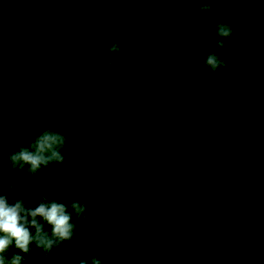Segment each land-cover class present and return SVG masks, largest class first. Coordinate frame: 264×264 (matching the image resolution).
<instances>
[{"label":"trees","instance_id":"16d2710c","mask_svg":"<svg viewBox=\"0 0 264 264\" xmlns=\"http://www.w3.org/2000/svg\"><path fill=\"white\" fill-rule=\"evenodd\" d=\"M0 264H264V0H68L0 66Z\"/></svg>","mask_w":264,"mask_h":264},{"label":"water","instance_id":"95a60500","mask_svg":"<svg viewBox=\"0 0 264 264\" xmlns=\"http://www.w3.org/2000/svg\"><path fill=\"white\" fill-rule=\"evenodd\" d=\"M67 1L29 0L17 28L8 33H0V66L25 59L46 47L60 27ZM171 196L222 218L228 213L223 200L202 189L182 187L172 192Z\"/></svg>","mask_w":264,"mask_h":264},{"label":"flooded vegetation","instance_id":"af4514ba","mask_svg":"<svg viewBox=\"0 0 264 264\" xmlns=\"http://www.w3.org/2000/svg\"><path fill=\"white\" fill-rule=\"evenodd\" d=\"M23 17V16H22ZM20 23V22H19ZM15 25H17V24H13L12 26H15ZM19 25V24H18Z\"/></svg>","mask_w":264,"mask_h":264}]
</instances>
